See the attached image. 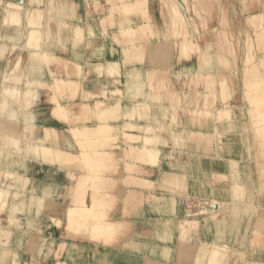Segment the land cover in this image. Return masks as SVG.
Instances as JSON below:
<instances>
[{
  "label": "crops",
  "instance_id": "1",
  "mask_svg": "<svg viewBox=\"0 0 264 264\" xmlns=\"http://www.w3.org/2000/svg\"><path fill=\"white\" fill-rule=\"evenodd\" d=\"M6 1L9 0H4L3 5H5ZM12 1L20 2L25 7L32 4L31 0ZM68 1H73L78 6L74 11L67 13L54 12L53 15L51 14L52 17L49 20L51 31L50 43L47 48L48 52L58 55L63 59H71L85 65L86 68L81 77L72 75L71 78L80 81L86 92H92L96 94V97H102L100 91L103 87H106L109 92L110 89L119 87L123 89V95L127 99L139 97L145 99L144 94L146 93L147 95L149 89L146 86L147 80L144 77L142 80H138V85L133 84L129 87L130 81H127L125 70H122L120 81L117 82L115 80L116 76L109 77L106 73L99 74L91 65V63L93 64L92 61L96 60L119 58L122 61L124 58L123 48L126 45L112 37L115 28L107 24L106 27L108 26V28L105 29L100 23V17H102L105 8L111 5V2L108 0ZM220 1L223 3L222 5H227L225 15L228 22L232 25V27H230L231 25L227 26V34L235 42V37L238 38V34L244 32L243 28H240L239 25L244 24L245 16H242L239 8V11L234 9L233 1L235 2V0H229L226 4L225 0ZM249 1L252 7L255 6L252 3L253 1ZM35 4L39 6L42 5V2H35ZM154 4L155 15L159 16L158 1L155 0ZM5 16L6 13L3 6H0V92L4 83L3 77L12 68H20V71L17 70L16 73L22 75L24 80L38 78L39 80L47 81L50 78L49 69H52L54 72H64L63 74L66 76L67 72L65 69L53 63L47 65L41 62L43 64L41 67H43L42 70H44L45 74L37 75L36 72L32 71V67L26 58L32 51H37L38 47L31 48L26 44V34L30 22L26 19L25 15H23L20 23H13L11 20L7 22ZM217 16L218 11L212 19V21L215 20L214 24L218 19L222 18H217ZM132 19V23L135 24L140 21L138 16H132ZM239 19L243 20V23H240ZM62 20L82 25L84 40L76 42L72 39L71 35H66L61 31L58 23ZM44 21L45 19L42 18L40 24ZM91 21L94 23H90ZM90 25L92 26L90 27ZM213 25L211 23V27ZM35 28L41 29L40 25ZM64 35L66 37H63ZM156 38L151 35L149 36V34L145 35L141 42L146 48L142 61L137 60L135 63L126 65L125 68L130 70L133 67L140 69L164 67L170 70L171 77L175 83L177 99L180 96L181 100L180 102L176 101L177 106H179L178 123L172 124V126L182 134L184 140L180 144H176L168 135L167 140L161 142L160 148L166 151L167 148L174 147L178 150L177 156L173 159L172 164L165 163L162 166H154L151 163L142 162L135 157L124 158L121 155V147L125 146L126 143L124 142V138L121 137L120 143H118L119 146L114 148L116 156L118 155L117 157L120 159L115 160L114 163H109L107 166L109 169L105 174L101 175L103 172L100 173L101 182L99 186L102 189L100 188L99 194H109L113 198H110L101 208H104L106 218L122 221L126 225L125 231L109 243L92 239L90 233L86 231L84 233H77L75 231L71 233L65 221H62L61 225H58V220L65 219V213L72 204L71 195L73 188L70 187L72 185L74 187L75 179L80 174L87 173V171H83L82 169L76 170L74 167L72 169L74 176L70 177L67 173L68 171H65V169L61 171L58 169L60 166L57 164H53L47 169L40 161L32 162L31 167L22 169V171L30 173L29 178L31 179L26 184L25 191L19 190L16 184L8 189L12 194L23 195L24 203L19 206L17 211L16 207L18 204L6 203L1 208L2 212L0 214L3 220V227L12 229L14 230L13 233H15L7 241L8 243L5 240L2 241L6 242L8 248L18 252L21 263L34 261L35 264H56L57 261L62 260L68 264H153L148 261L150 258H153L158 264H196L199 246L204 242L231 246L232 250L228 255L229 261L227 260V264H237L235 261H244L245 259H254L255 261L264 263V232H262L264 228L260 227L261 232L260 230L258 232L255 227L259 219L264 220V191L262 189L264 181L262 177L264 173V156L261 155L259 139L253 137L250 133H246L243 129L242 121L245 118L243 115L245 112L250 114L248 110H244L247 108L246 97L243 96L241 98V95L237 93L233 98L231 97L228 100V106L232 105L229 107L231 110L228 119L223 117L221 121L219 120L217 101L209 103L210 107L208 108L207 106L208 112L203 111L206 100L205 98H201L202 96L199 98L196 95L198 87L197 89H188V93H185L182 88L183 86L174 78L178 69H181L182 75L189 71H203V61L198 57L197 53L189 60L180 61L175 55L176 47L174 46H168L164 51V55L166 56L163 55L162 59H158V61L155 58L158 50V46L154 42ZM212 42L211 46L214 48V41ZM204 45L206 44L201 42V46L203 47ZM13 46L20 49L12 52ZM243 50L241 48L238 49V56L240 58L244 55ZM19 56H22L23 62H21L20 67H16V60L19 59ZM208 56L214 60L212 54ZM154 58L156 61H153ZM229 82L231 87H233L232 79ZM142 83L144 84L143 91L139 90V84ZM36 86L39 91V102L33 106L32 115L28 112H19L15 109L17 115H19V122L7 125L14 127L15 125L13 124H17L15 129L11 127L17 132L15 133L11 128L8 130L6 125L2 126V119H0L1 134L20 135L25 143L27 142V138L25 137L24 126L28 124L27 122L32 121L33 124L39 126L42 125L44 120L45 124L64 132L71 127V123L64 118L60 119L52 115L49 110L48 93H45L42 85L37 84ZM198 86L200 89L203 88L201 84ZM99 92L100 94H97ZM70 98V96H64L61 99L67 103L66 101L72 100ZM81 98L82 90L76 101ZM241 99L244 107H236L235 105L240 104L239 100ZM111 102H114V100L112 99ZM162 103L169 104L170 97H167L165 94ZM220 104L222 106L221 101ZM3 115L0 113V117L6 119L7 117ZM24 115L25 117H23ZM162 118L164 121L163 125L169 127V123L171 122L170 112L169 119H166L167 117L165 116ZM122 120V118H119L113 120L112 123L116 124ZM132 121L142 125L150 122L138 118L132 119ZM155 125L157 126L158 124L155 123ZM133 132L140 134L141 130L133 129ZM240 132H243V134L241 135ZM60 142L63 145L65 140L61 138ZM70 150L77 152L79 149L76 145H73ZM28 158H30V154H25L24 159ZM234 161L238 163V175L241 176V181L246 185L240 192L242 197L234 198L238 201V204L235 206L231 204V201L234 200L232 197V185L235 180L232 168ZM126 180L129 183H125ZM203 181L206 182L204 189L201 186ZM1 182H7L9 185L12 180L4 177L1 178ZM46 183L52 186L50 187L49 185L50 188L48 189L44 187ZM147 183H152V187L146 185ZM51 188L52 191L50 192ZM92 193L93 191L90 189L85 192L87 204L93 203ZM173 193L176 197L179 196V198L183 195L182 193H186L194 199L209 197L210 199L215 198L219 201V204L214 205V208H217L216 214L201 217L199 219V226L192 232L195 234V237H193V243L195 244L194 251H190L187 244L184 245V242H188L189 237L182 239L177 225L178 222H175L184 217L185 211L188 208L190 209V204H187L188 202L182 199V201H185L183 202L185 203L184 212H182L180 201L176 205L173 201H169ZM251 196L253 197L252 203L250 202ZM126 200L128 201L127 203ZM220 201L224 202L222 207H220ZM247 205L256 207L254 208L257 211L256 215L249 216L246 213ZM235 208L237 209L236 215H234ZM260 208L263 209L261 210ZM11 211L18 212L16 215H19V217L29 216L35 218L38 225L33 229L27 227L24 222L20 223L22 224L20 226L13 225V221H9ZM232 216L239 217L237 222L232 219ZM168 219L173 220L172 229L169 232L159 231L157 222ZM130 240L140 241L145 246L143 249H131L127 245ZM154 244L160 245L159 247H167L168 252L165 253L166 255H163L160 251L161 248H157L156 253L152 252ZM241 252L244 253L242 256L245 259L236 258L238 256L237 253ZM7 264L12 263L9 262Z\"/></svg>",
  "mask_w": 264,
  "mask_h": 264
},
{
  "label": "bare ground",
  "instance_id": "2",
  "mask_svg": "<svg viewBox=\"0 0 264 264\" xmlns=\"http://www.w3.org/2000/svg\"><path fill=\"white\" fill-rule=\"evenodd\" d=\"M157 1H158V7L161 10L159 16L155 15V8H154L155 0H118L117 2L111 1L112 2L110 3L111 5L109 7H106L105 11L103 10L104 13L102 14V17H100L101 18L100 23L102 26L105 27V29L108 28V26L106 27L107 24H109L110 27L115 28L113 30L112 37L114 39H117V41H120V43L122 42L124 45H126L123 48L124 58L122 61L119 58H109V59H101V60L92 61L93 64L91 63V65L93 66V69L96 72H98L99 74L106 73L109 77L116 76L115 80L117 82L120 81L122 70H125V73H126L125 75L127 77L129 76V74L131 75V77L133 76L131 81L127 79V81H130L132 85L133 84L138 85L137 84L138 80H142L144 77V79L147 80L146 86H148V89H149L148 94L147 95L146 93L144 94L145 99L144 98L142 99V97L135 98V99H127L126 96L123 95L124 94L123 89L119 87L110 89V92L109 90H107V88H102L100 91L102 94V97H96L94 99H91L89 102H83L80 105L81 109L79 111V115L82 116V118L87 119L89 121L83 124L71 125V127L68 128L67 135H65V144L63 142L64 147H62L63 145L60 142V139H61L60 137H62V134H61L62 130H59L50 125L45 124L44 120H43L42 125H39L41 128L37 126L36 124H33L32 121L27 122L28 124L24 126L25 127V137L27 138V142L25 143L23 142L20 135L15 136L14 134L10 135L8 133L7 134L0 133V182H1V178H4V177H7L8 179L12 180L11 184L13 183L14 179H16L17 188H19V190H23V192L25 191L26 184L31 179L29 178L30 173L24 172L22 171V169L31 167L30 165L32 162L40 161V163L45 165L47 169L50 168L53 164H57L60 166L58 167V169H60L61 171L65 169V171H68L67 173L71 177L74 176V171L72 170L74 167L76 170L89 168V170H87V173L80 174L78 178L75 179V186L73 188V192L71 195L72 204L69 206V208L66 211L65 219L60 220V221L58 220V223L61 224L62 221H65L67 222L66 225H69L67 227L69 228L74 227V230L77 233L78 232L84 233L86 231L90 233L91 238L96 241H103V242L109 243L113 241L116 237H118V235L124 232L126 229V225L122 221H115V220H111L109 218L104 217L105 211L103 210L104 208L103 209L101 208L103 207V205H105L106 202L109 201L110 198L111 199L113 198H112V195H109V194H103V195L99 194V191L102 189V187L99 186L101 179H98L100 175L99 172L101 171L100 169H102V167H107L109 163H114L115 160L117 161L120 159L119 157H117L118 155L116 156L115 149L108 147L109 141L112 142V140H116L120 137V135L122 136L124 134L125 135L124 137L126 138V145L121 147V151H122L121 155L124 158L135 157L137 159H140V161L142 162L151 163L154 166L155 165L162 166L165 163L169 165L172 164L174 153L178 152V150H174V147H169L167 148L166 151H163L159 145V143L163 140L160 137L157 138L153 135L155 131L170 128L171 132L173 133L172 137H175V134L176 133L179 134L180 132L172 126V123H171L172 121L169 123L170 124V126L168 125L169 127L159 123L158 119H155V123L158 124L157 126L156 125L154 126V123L152 122H149V123L146 122L145 123L146 125L145 124L142 125V124H139L138 122L132 121V119H137V118L143 120L142 118L143 115L140 114V111L138 109L139 104H140L139 102H141L142 100H145L142 103L143 106H146L147 104L152 107H156L160 105V107H162L161 112L164 108L168 109L169 107L171 109V112H170L171 116H172L173 110H174V113L176 111L179 112V106L173 103L174 99L176 98L174 96L176 89L171 88L175 84L171 77L170 70L168 68L150 67L147 69H140L137 67H133L130 70L125 68L126 65H128V63L131 62L130 56H132V53L136 51V47L138 48V50L140 48L138 47L139 41L137 39L139 38H137V36H139L140 33H147L148 28H150V30L152 31L151 33H153L152 36H154L155 38L157 37L154 40L155 44L158 46L157 56H155V58H157L156 60L162 59L164 55V51L168 48V46H174L176 47L175 55L181 61V60L191 59L192 56L196 53L198 57L199 56L201 57L202 55L207 56L208 51H209V54H213L212 51L206 50L204 48L205 46L204 47L201 46V42L203 41H197V42L191 41L190 37H193L195 35L194 34L195 31L194 32L192 31L194 27L197 29L198 31L197 33L201 34L202 37L204 36L203 34H207L209 32L214 34L215 32H217L219 34L217 37L220 38L221 37L220 33H222V29L224 26V25L221 26L220 24L216 23L211 27L212 20L210 19L201 21V19L205 18L209 14V12L211 11V8H213V6H211V2L213 0H210V1L202 0V2L200 3L201 10L199 7V12H198V15L200 16L199 17L200 21H198L199 26L195 25L194 27H192L193 23H191L189 19L193 18L194 21H196V17L190 14V18H186V21H185V29L188 30V33L183 34L184 36L182 35L183 36L182 37L180 35V28L182 29L183 26L181 27L179 26L180 21L176 18V15H178V11L180 10L181 11L184 9L185 11L187 10V8L185 7L189 5L190 0H157ZM31 2H32L31 5L25 7V5L20 2L18 3L16 1L9 0V1H6L5 5L3 6L4 7L3 9H4V12L6 13L5 17H6L7 22L11 20L13 23H20L23 15H25L26 19H28L30 22V26L26 34V38H27L26 44L27 46H30L31 48L38 47L37 51L35 52L32 51V53L26 58L32 67V71L36 72L37 75L45 74L44 70H42L43 67L41 66H43V64L50 65L51 64L50 62H54L57 60H63L67 63L72 61L74 63L73 68L77 67L78 71H76L75 69H72L74 72H77L74 74V73H70L71 69H68L66 76H65L63 74L64 72H60V71L54 72L52 69H49L48 70L49 77L51 79L49 78V80L47 81H42V80H39L38 78L37 79L28 78L24 80L23 79L24 77L22 75H18L16 73L17 70L20 71V68L19 69L12 68L10 71H8V73L5 74L3 77L4 83L2 85L1 92H0V113L2 115L4 114L3 115L4 117H7L6 119H3L0 117V119H2L1 124L2 126L6 125L8 130L9 128L13 126H8L7 124H11L13 122H19L18 121L19 115H17L15 109H17V111L19 112L22 111V112H28L29 114L32 113L33 106H35V104H37L39 101L38 100L39 91H38V88H36L37 84L42 85L44 89L47 90L50 94L51 92H57V91L62 92V91H67V90L78 92L80 89H83V86L80 83V81L72 79L71 76L76 75V76L81 77L83 75V72L86 66L78 61H73L71 59H63L59 57L58 55L50 54L47 50L49 43H50V31H51L49 20L51 19L53 13L54 12L67 13L69 11H74L77 8L78 4L74 3L73 1L69 2L68 0H31ZM35 2H38V3L42 2V5L36 6ZM0 3L3 4L4 0H0ZM242 3H243L242 4L243 8L240 11L242 12V16H245L244 22H246V24L245 23H244L245 25L241 24L240 28H243L244 35L246 37V39L244 37V41H243L244 46L246 44L247 37L249 38L248 35L250 34L251 31L255 33L254 30L258 31L256 34L257 40L255 39L256 37L254 34V37H255L254 43L257 41L256 44H258L259 46L257 47L255 44V47H254L255 49L252 48L253 47L251 46L252 39L250 41L251 43L248 40L247 48H249V45H250L253 50L252 49L248 50L249 53L247 52V56H245L241 60L242 66H238L239 68L237 67V65L240 64V61L236 62L235 60L233 63L229 64V71H230V75L232 74L235 77H238L239 79L242 77L243 83L246 82L247 80L249 81L252 80L250 82L247 81V83H244L245 85L247 84L246 85L247 87L249 86V90L245 88L249 92H244V93L245 94L250 93L249 96L247 94L248 97L246 95L245 97L249 98L251 96L249 98L251 100H249V103L248 102L247 103H248V108L254 111L253 113H251L250 111L249 112L250 114L245 112L244 114L245 120H243V125H246V127L244 128L246 132L253 133L252 134L254 135L253 137L255 136L256 138L258 137L259 142H260L259 145L261 146V155L264 156V0H255V2H253L255 6L253 7L250 2L248 4L245 2H242ZM132 16H138L139 18L145 17V19L142 20L141 18V22H139V24L129 23L130 21L129 18H132ZM214 16H215V13L213 17ZM41 17L45 19V21L42 22V24H40V20L42 19ZM217 18H219V14ZM250 21L253 23H251ZM239 22L243 23V20H240ZM90 23H94V22L91 21ZM146 23L147 25H145ZM58 24H59V29L61 31L64 29V31L70 32L68 34L72 35L74 41L79 42V41L84 40V36H83L84 29L82 25L73 24V23H70L64 20L60 21ZM226 24L228 25H225V26H229L230 23L228 22ZM38 25H40V28L42 30L38 28L39 29L38 31V29L35 28V27H38ZM91 26L92 25H90V27ZM123 32H126L125 37L126 35L129 34L131 35V37L134 36L136 38L130 37V40H127V39L124 40L121 38L122 35L124 34ZM181 32L183 31L181 30ZM238 35H240V33ZM238 39L239 38H237V41ZM223 40H225L224 36H223ZM125 41H128L129 43H126ZM208 42L211 43L212 40L210 39ZM12 48H13L12 52L14 50L20 49L16 46H13ZM218 52H220V49ZM22 56H19L18 57L19 59L16 60V63H17L15 65L16 67L17 66L20 67L21 62H23ZM155 58L153 59V61H156ZM218 58L219 60H223V54L221 52ZM206 62L207 61H205V63ZM224 62L222 61V63ZM246 63H249V66H245L247 65ZM225 64L227 65V61ZM245 67H248V68H245ZM211 68L212 70L209 69L210 71L208 72H206L205 69H203V71L205 72L189 71V72H186L184 75L181 74L182 72L181 70H180L181 72L178 71L177 74L181 76V80L179 83L181 84V86H183L182 88L184 92L188 93V89L190 90L192 88L197 89L198 87L196 92H200L202 94L209 93L213 95L214 93L212 89L202 88L203 89L202 90L200 89L199 86H197L195 82V80L201 81V78L203 77L207 78V77H212L218 74H222L221 65L218 66L217 64L214 63V65ZM58 73H61V74H58ZM246 73L248 74L246 75ZM245 78L247 79L244 81ZM243 83L242 85L244 86ZM160 85L163 87L165 86V90H168L171 88L169 94L165 92V94L172 99L171 104L169 103L166 105L162 103L163 101L160 103H157L152 100L153 98L151 96L152 89L155 91V88L159 87ZM143 87H144L143 83L139 84V90L143 91L142 89ZM216 87H219V86H216ZM220 88H221V85H220ZM245 89H243V91ZM190 90H189V93H190ZM223 90H226V89L224 88ZM235 90H237V87H235ZM215 92L217 93V89ZM75 97L76 96H73V98ZM112 99L114 100V102H111ZM48 100L50 102L49 110L54 117L60 118L64 116V118H68L69 116L68 114L70 111L69 102L66 101L67 102L66 104L62 103L61 100H58L52 94L50 95ZM207 106L208 104L206 103L203 111L206 112L208 110ZM235 106L239 108L240 107L243 108L244 104L240 102V104L235 105ZM12 109L14 110L11 111ZM223 109H220L218 107L219 115L223 113L221 111ZM75 115L77 116L78 114H75ZM94 116H100L101 121L95 122L92 119L90 120V118L91 117L94 118ZM161 116H162L161 114H157V113L150 115V117L152 118H159V119ZM23 117H25V115ZM224 117H227V116H224ZM119 118H122L123 120L119 121L116 124L112 123L113 120H116ZM174 119L175 118H173V120ZM13 125H15L13 129H15L17 124H13ZM254 125H255V128H254ZM121 126H122L123 132L121 130ZM133 127H138L141 130V132L145 130L146 135L144 134L142 135L138 133L136 134L133 131H129V129H134ZM13 131L15 133L17 132L16 130H13ZM147 131H149L150 133L148 134ZM240 133L242 135L243 132H240ZM140 138H141V141H139ZM73 145H76L79 149V151H77L76 153H71L69 150L71 147H73ZM97 146H100L101 148H98ZM25 154H32V156L25 160L24 159ZM69 161H75L76 164L73 166H69L68 165ZM7 165L9 166L6 167ZM232 168H233L234 178H235L233 185H232V189H233L232 197L234 199L236 197L237 198L242 197V195H240V192L242 191V189L246 187V185L241 181L242 180L241 176L238 175V170H237L238 163L236 161L233 162ZM133 170H136V169H133ZM263 172H264V168H263ZM262 177L264 178V173L262 174ZM90 179H92L91 186H93L94 188L93 193H92L93 203L87 204L85 200V191H86V188L90 185L88 182ZM95 181H98V184ZM2 183L4 184V182ZM3 184L0 185L2 186L0 187V197H9V198H7V200H2L3 198L0 199V214H1V208L3 207V205L9 202H11L14 205L18 204V206L16 207V211H17L19 209V206L24 203V201H22L23 198L17 201V199L12 196V193L10 194L4 193V191H6V188H4ZM49 185L50 187L52 186L51 184L46 183L44 187H47L49 189L50 188ZM146 185H148L149 187H152L153 184L147 183ZM205 185H206V182L203 181L201 185L203 189ZM262 189L264 191V181H263ZM51 191H52V188L50 192ZM20 196L23 197V195H20ZM170 197L171 198L169 200L173 201L175 205H176L175 200H177V203H179L180 201L181 203L180 206L182 209V207L184 206V203H183L184 201H182V199H185L186 197H188V195H185L183 198L178 199V197H176L173 193V195ZM263 198H264V192H263ZM212 200H213L212 208H214V205L219 204V201L218 199H215V198H213ZM236 200L237 199H234L231 201V204H233V206L238 204V201ZM252 201H253V197L251 196L250 202L252 203ZM127 202L128 201L126 200V203ZM223 205H224V202L220 201V207H222ZM248 208L252 210H249ZM254 208L256 207L253 205H249V206L247 205L246 213L249 216L251 215L253 216L254 214L256 215L257 211L254 210ZM203 209H206V206ZM260 209L262 210L263 208H260ZM216 210L217 208L216 209L214 208L210 215L216 214L217 212ZM236 210L237 209L235 208L234 215L237 214ZM183 211L184 210L182 209V212ZM188 213L189 212L186 211L184 214L185 217H182L180 220H178L180 224V228H181L179 231H180V235L182 239L189 237L188 239L189 243L184 242V245L187 244L188 245L187 247H189L190 251H194L195 244L193 243L194 242L193 239L192 238L190 239V237L191 236L195 237V234L192 233L193 232L192 229H189V224L191 222L193 223L195 221H198L200 218L197 219V216H194V217L192 216L190 217V219H187V217L190 216ZM16 214H18V212L15 213L14 211H11V215L9 217V221H13V225L20 226L22 225L20 223L24 222L27 227L32 228V229L38 225V222L35 218H31L29 216L19 217V215L17 216ZM238 218L239 217L237 216H232V219L234 221L236 220V222ZM87 222L88 223L91 222V225H89ZM257 222H258L257 226L255 225V227L257 228L259 232L260 227L264 228V220L259 219ZM157 223H158L157 228L159 231L169 232L173 227V220L171 219H168L162 222H157ZM192 223L191 225H194ZM13 231L14 230L12 229L3 227V220L0 215V264H7L9 262H11L12 264H23L19 260L20 256L18 252L6 246V242L11 239L13 234H15L13 233ZM2 240H5L6 242ZM139 242L140 241H137V240H130L128 244L129 245L134 244V247H130V248L143 249V247L140 244L141 242L140 243ZM155 245L157 244H154V246ZM158 246L160 245H157V247ZM161 247L163 248L164 246H161ZM163 249H167V247L166 248L164 247ZM231 250H232L231 246H228L226 244H216V243H210V242L201 243L198 249L199 253L201 252V254L197 252L198 254L196 255L197 256L196 264H227L229 261L228 255L229 253H231ZM152 252L156 253V251H152ZM243 254H244L243 252L237 253L238 256L236 258L245 259V257L242 256ZM148 261L153 264H158V262L155 261L153 258L152 259L150 258ZM33 262L27 261L24 264H35ZM235 262H237V264H264L263 262H259L257 260L255 261L254 259L252 260L245 259L244 261L241 260V261H235ZM56 264H68V263L66 261L59 260L57 261Z\"/></svg>",
  "mask_w": 264,
  "mask_h": 264
},
{
  "label": "rangeland",
  "instance_id": "3",
  "mask_svg": "<svg viewBox=\"0 0 264 264\" xmlns=\"http://www.w3.org/2000/svg\"><path fill=\"white\" fill-rule=\"evenodd\" d=\"M108 1H112V2H117L118 0H108ZM210 1V0H209ZM218 1H219V3H220V0H213L212 2H211V6H213V8H211V11L209 12V14L205 17V18H203V19H201V21H205V20H212L213 19V15H214V13H215V15H216V12L218 11V14H219V18L220 17H222L221 19H219V20H217V22L216 23H218V24H220L221 26L222 25H224L223 26V29H222V33H220V38H218L217 36L219 35L217 32H215L214 34H212V33H207V34H203L204 36L202 37V35L201 34H198L197 32V29L194 27L195 25L197 26H199V23H198V21H200L199 20V15H198V12H199V7H200V10H201V2H202V0H190V3H189V5H187L185 8H187V10L185 11V9L184 10H180V11H178V15H176V18L180 21H178L176 18V20L179 22V26L181 27V26H183L182 27V29L180 28V35L182 36L183 34H187L188 33V30H186L185 29V21H186V18H190V14H192V15H194L195 17H196V21H194V19L193 18H190L189 19V21L191 22V23H193V25H192V27H194L193 29H192V31L194 32V34L196 33V35H194L193 37H190V39H191V41H195V42H197V41H203V43L204 44H206V45H204L203 47L206 49V50H210V51H212V55H213V58H214V60H212V59H210V56H208L209 55V51H208V55L206 56V55H202L201 57H200V59L203 61V67L204 68H202V70L203 69H207L208 71H210V70H212V66L214 65V63L215 64H217L218 66H220L221 65V70H222V74H218V75H215V76H212V77H207V78H201V81L199 80H195V82H196V84H197V86L198 85H203L202 87L203 88H205V89H212L213 90V95H211V94H209V93H207V94H202V93H200V92H196V95L200 98V96H202L201 98H205V100H206V103L208 104V108L210 107L209 106V103H211V102H216L217 101V103L216 104H218V106H217V109H218V107L220 108V109H223V110H225V111H223V110H221L223 113H221L219 116L221 117H219L220 119V121L222 120V118L224 117V116H227L226 118L228 119V117H230L229 116V113H230V108L229 107H231V106H228L229 105V102H228V100L229 99H231V97L233 98L234 97V95H236L237 93H239L240 95H241V98L244 96L245 97V95L247 96V94H248V96H249V94L250 93H244V92H249L248 90H249V86L247 87L244 83H247V81H249V80H247L246 82H242L243 81V79H242V77L239 79L238 77H235L234 75H230V71H229V64H231V63H233L235 60H236V62L237 61H240V64H238L237 65V67L238 66H242V63H241V60L245 57V56H247V52L249 53V49H252V48H254L255 47V44L257 43V41L254 43V41H255V39L257 40V36H256V34H257V30H254V32L255 33H253V31H251L250 32V34L248 35L249 36V38L247 37V41H246V44H245V46H244V37H245V35H244V32H240V35H238L239 37V39H238V41H237V38L235 37V42L233 41V40H231L230 39V36L227 34V26H225V25H228V24H226V23H228L227 22V17H226V15H225V12H226V7H227V5H222L223 3H218ZM228 1L229 0H225V4L226 3H228ZM251 1H253V2H255V0H251ZM111 2V3H112ZM242 2H245V3H249L250 1L249 0H235V2L233 1V7H234V9L236 10V11H239V10H242ZM252 2V3H253ZM219 4V6H218V4ZM251 3V2H250ZM0 6H4L2 3H0ZM4 8V7H3ZM238 8H239V10H238ZM214 10V11H213ZM160 12H161V10H160ZM180 12V13H179ZM184 16H183V15ZM180 15H181V17H180ZM188 15V16H187ZM139 16V15H138ZM185 17V18H183V17ZM205 16V15H204ZM180 19H179V18ZM141 18H142V20H144L145 19V17L143 18V17H140L139 19H140V21L139 22H141ZM182 18V19H181ZM129 23H132L133 22V20H132V18H129ZM183 21V23H182V21ZM241 19H239V21H240ZM146 22V21H145ZM195 22V23H194ZM214 22H215V20H213L212 21V25L214 24ZM220 22V23H219ZM251 22V21H250ZM181 23V24H180ZM215 23V24H216ZM241 23V22H240ZM245 24H246V22H244ZM251 23H253V22H251ZM135 24V23H134ZM137 24H139V23H137ZM184 24V25H183ZM145 25H147V23L145 24ZM231 24H229V26H230ZM161 27H162V25H161ZM231 27H232V25H231ZM239 27H241V25H239ZM181 30L183 31V32H181ZM66 35H68V33H70L69 31H64V29L62 30ZM224 31V32H223ZM152 31L150 30V28H148V32L147 33H140V35L139 36H137V38H139V39H137L138 41H139V46L138 47H140L139 48V50H138V48L136 47V51H134L133 53H132V56H130V60H131V64L132 63H135V61H137V60H140V61H142V57L144 56V54H145V52H146V48L144 47V45L141 43L142 42V40H143V38L145 37V35H148V33H149V36L151 35H153V33H151ZM124 34L122 35V39H127V40H130V37H131V35H126V37H125V34H126V32H123ZM254 34H255V37H254ZM66 35H64L63 37H66ZM184 36V35H183ZM182 36V37H183ZM223 36H224V39L225 40H223ZM71 37H72V35H71ZM154 37V36H153ZM251 37V38H250ZM131 38H136V37H134V36H132ZM196 38V39H195ZM207 40H206V39ZM242 38V39H241ZM255 38V39H254ZM72 39H73V37H72ZM212 40V41H214V48L211 46V43L210 42H208L209 40ZM245 39H246V37H245ZM251 39H252V44H251V46H253L252 48H251V46L249 45V48H247L248 46V40H249V42L251 41ZM74 40V39H73ZM227 40V41H226ZM237 41V42H236ZM126 43H129L128 41H125ZM239 42V43H238ZM242 43V44H241ZM251 43V42H250ZM239 44V45H238ZM234 45H235V48H234ZM241 45H242V47H243V49L245 50H243L244 51V53H246V54H244L243 55V57H239L238 55H239V53H238V49L239 48H241V50H242V47H241ZM239 48H238V47ZM256 46L258 47L259 45L258 44H256ZM223 47V48H222ZM213 48V49H212ZM215 48H216V50H215ZM219 49H220V52L223 54V60H219V58H218V56L220 55V52H218L219 51ZM229 49V50H228ZM246 49H247V51H246ZM255 49V48H254ZM232 50V51H231ZM253 50V49H252ZM16 51V50H15ZM234 51V52H233ZM136 52V53H135ZM233 53V54H232ZM241 55V54H240ZM228 56V57H227ZM203 57V58H202ZM133 60V61H132ZM159 61V60H158ZM205 61H207L206 63H205ZM210 63H209V62ZM222 61L224 62V63H222ZM226 61H227V65L225 64L226 63ZM51 64L53 63V64H57V65H59L61 68H63V69H65V71L67 72L68 71V69H71V72L70 73H77V72H74L72 69H75L76 71H78V68L77 67H74L73 68V62L72 61H70L69 63H67V62H65V61H63V60H57V61H54V62H50ZM130 63H128V65L130 64ZM211 63H213L212 65H211ZM247 65H245V66H249V63H246ZM204 65H206V66H204ZM223 65V66H222ZM225 68V69H224ZM239 68V67H238ZM245 68H248V67H245ZM244 68V69H245ZM210 69V70H209ZM241 69H243V68H241ZM181 70V69H180ZM179 69L176 71V73H175V77L174 78H176L175 80H177L178 82H180V80H181V76H179L178 74H177V72L178 71H180ZM206 71V70H205ZM205 71H203V72H205ZM208 71H206V72H208ZM247 72V71H246ZM58 74H61V73H58ZM248 73H246V75H247ZM228 75V76H227ZM246 75H244V76H246ZM242 76V75H241ZM243 76V77H244ZM127 77V76H126ZM230 77H232V78H230ZM133 78V76L131 77V75L129 74V76L127 77V79L128 80H130L131 81V79ZM231 80L232 79V84H233V87H231V85H230V82H229V80ZM247 78H245L244 79V81L246 80ZM177 81H176V83H177ZM224 81V82H223ZM228 81V82H227ZM250 81H252V80H250ZM249 81V82H250ZM242 83L244 84V86L242 85ZM175 84V83H174ZM216 84V85H215ZM220 85H221V88H220ZM223 85H224V87H223ZM129 86H132V84L130 83V85ZM216 86H219V87H216ZM228 86V87H227ZM235 87H237V90H235ZM104 88V87H103ZM106 88V87H105ZM158 88V89H157ZM157 88H155V91L152 89V92H151V96L153 97H151L153 100H155V101H157V102H162L163 101V99H164V95H165V92L166 93H170V90H171V88L172 89H174L175 88V86L173 85L170 89H168V90H165V86L163 87V86H159V87H157ZM226 89V90H223V89ZM245 88H247V89H245ZM216 89H217V93L215 92L216 91ZM243 89H245V90H247V91H243ZM45 90V89H44ZM81 90H82V98L81 99H79L78 101H76V98H79V96H80V93H81ZM176 91V90H175ZM244 94H243V93ZM45 93H48V95H49V97H50V95L51 94H53L58 100H61L62 101V103H65L61 98H63L64 96H70L71 98L70 99H72L71 101L72 102H70V101H67V102H69L70 104H69V116H68V118H64V116H62V117H60V119H62V118H64L66 121H68L69 123H71V125H76V124H83V123H85V122H87V121H89V120H87V119H84V118H82V116H80L79 115V111H80V105L83 103V102H89L91 99H94L96 96V94H94V93H92V92H86V89L83 87V89H80L78 92H74V91H69V90H67V91H57V92H51V94L47 91V90H45ZM67 93H70V94H67ZM76 93V94H75ZM98 94H100V93H98ZM201 94V95H200ZM102 95V94H101ZM157 95H158V97H157ZM216 97H215V96ZM73 96H76L75 98H73ZM176 98L174 99V101H173V103H175L176 104V101L177 102H180L181 100H180V96H178V99H177V92H175V95H174ZM214 96V97H213ZM247 96V97H248ZM100 97V96H99ZM157 97V98H156ZM167 97H169V96H167ZM251 97V96H250ZM249 97V98H250ZM67 98V97H66ZM185 98V97H184ZM198 98V99H199ZM249 98H245V99H247V101H246V103L248 102L249 103V100H251V99H249ZM171 98H170V104H171ZM213 100V101H212ZM145 100H142L141 102H139L140 104H141V106H140V104H139V107H138V109H139V111H140V114H142L143 115V119H145V120H148V121H150V122H152V123H154L155 124V119H158L159 120V123H161V124H163L164 123V121H163V118L162 117H167L166 119H169L168 117H169V112H171V109L168 107V109H163L162 110V112H161V108L162 107H160V105H158V106H156V107H152V106H149L148 104L146 105V106H143V102H144ZM220 101H221V103H222V106H220L221 104H220ZM240 102H242V99L241 100H239ZM39 102V101H38ZM48 102H49V100H48ZM243 103V102H242ZM248 103H247V108H246V110H248L249 108H248ZM66 104V103H65ZM244 104V103H243ZM145 105V104H144ZM49 106H50V102H49ZM103 108V107H102ZM240 108H242V107H240ZM209 110V109H208ZM207 110V111H208ZM245 110V109H244ZM245 110V111H246ZM169 111V112H168ZM176 111V110H175ZM206 111V112H207ZM243 111V110H242ZM251 111V113H253V111H252V109L250 110H248V112H250ZM168 112V113H167ZM203 112V111H202ZM161 114L162 116L160 117V119L159 118H152V117H150V115L151 114ZM226 113H228V114H225ZM75 114H78L77 116L75 115ZM173 116V117H172ZM172 116L170 115V120L172 121L171 123L172 124H175V123H178V118H179V112H175L174 113V110L172 111ZM244 116V115H243ZM173 118H175L174 120H173ZM71 119V120H70ZM94 120L95 122H98V121H101V117L100 116H94V118L93 117H91L90 118V120ZM243 120H245V118L243 119ZM149 123V122H148ZM242 124H243V121H242ZM243 127L245 128L246 127V125H243ZM134 129H139L138 127H133ZM243 128V129H244ZM254 128H255V125H254ZM140 130V129H139ZM129 131H133V129H129ZM62 133V137H60V138H63V140H65V135H67V131H61ZM246 132V131H245ZM147 133L149 134L150 132L149 131H147ZM246 133H250V132H246ZM137 134V133H136ZM140 134H144V135H146V131L145 130H143ZM172 132H171V129L170 128H167V129H162V130H158V131H155L154 133H153V135L155 136V137H157V138H161L162 140H167V137H168V135L170 136V138L176 143V144H180V142L181 141H183L184 140V138H183V136H182V134L181 133H176L175 134V137H172ZM243 134V133H242ZM251 135L253 134V133H250ZM123 136V138H124V142L126 143V138L124 137L125 135L123 134L122 135ZM121 135H120V137L118 138V139H116V140H112V142L111 141H109V146L108 147H111V148H115L117 145H119L118 143H120V140H121V137H122ZM149 136V135H148ZM180 136V137H179ZM254 136V135H253ZM256 137V136H255ZM258 138V137H257ZM128 140H130V139H128ZM139 141H141V138H140V140ZM146 142V141H145ZM161 142H163V141H161ZM161 142L159 143V145L161 144ZM65 144V143H64ZM62 147H64V146H62ZM98 148H101L100 146H97ZM96 147V148H97ZM70 150V149H69ZM174 150H177L176 148H174ZM79 151V150H78ZM70 152L71 153H76V152H74V151H72V150H70ZM32 156V154H30V157ZM177 156V152H175L174 153V157H173V159H175V157ZM70 160V159H69ZM68 163V162H67ZM76 163H75V161H69V163H68V165L69 166H73V165H75ZM109 168H107V167H102V169H100L101 171L99 172V174L101 173V172H103V173H101V175L102 174H105L106 172H107V170H108ZM83 171L84 170H89V168H87V169H82ZM94 173H95V171H94ZM91 174V173H90ZM70 176V175H69ZM71 177V176H70ZM98 179H100V175H99V177H98ZM92 179H90L88 182H89V186L86 188V191L85 192H87L89 189L90 190H94V188H93V186H91L92 185V181H91ZM16 182H17V180L16 179H14V182L11 184V182L9 183V185H8V183L7 182H4V184L2 183V182H0V185H4V188H6V191H4V193H7V194H10L11 193V191L10 190H8L9 188H11V187H13V185H15L16 184ZM97 184H98V181H95ZM129 183V181H125V183ZM23 183V182H22ZM97 186V185H96ZM70 188H74L73 187V185L70 187ZM183 195L179 198V196H178V199H181V198H183L185 195H187L186 193H182ZM132 195V194H131ZM12 196L14 197V198H16L17 199V201H19L21 198H23V197H21L20 195H18V194H12ZM3 198V199H2ZM5 198V199H4ZM7 198H9V197H0V199H2V200H7ZM196 198V197H195ZM185 200L188 202L187 204H190L189 206H190V209L188 208L186 211H188L189 213V217H187V219H190V217H194V216H197V219L198 218H201V217H205V216H208V215H210L211 214V212H212V210L214 209V208H212L213 207V205H212V203H213V200L212 199H210L209 197H200V198H196V199H194L193 197H191L190 195H188V197H186L185 198ZM22 201H24V200H22ZM170 201V200H169ZM204 201V202H203ZM185 202V201H184ZM175 203H177V200H175ZM201 203H202V205H201ZM185 204V203H184ZM233 205V204H232ZM206 206V209H203L204 207ZM182 209L184 210V206L182 207ZM185 211V212H186ZM2 212V211H1ZM184 212V211H183ZM65 215H66V213H65ZM104 217H106V212H104ZM185 217V216H184ZM81 220V219H80ZM178 220H180V219H178ZM178 220H176V222H178ZM60 221V220H59ZM11 223V222H10ZM88 223V222H87ZM192 223V222H191ZM191 223L189 224V229H192L193 231L199 226V220L198 221H195V222H193L192 224H194V225H191ZM89 225H91V222H89L88 223ZM58 225H61V224H58ZM177 225H178V227H179V230L181 229L180 228V224H179V222L177 223ZM196 225V226H195ZM69 226V225H68ZM68 228V230L71 232V233H73L75 230H74V227H72V228H69V227H67ZM32 229V228H31ZM76 229V228H75ZM76 232V231H75ZM79 233V232H78ZM189 235V234H188ZM193 235V234H192ZM193 237L194 236H191L190 237V239L192 238L193 239ZM140 243V242H139ZM141 244V246L142 247H144L145 245L141 242L140 243ZM128 246H130V247H134V244H128ZM165 247V246H164ZM163 247V248H164ZM157 248H161V252L163 253V255H166L165 253H167L168 252V249H163L162 247H157V245H155L154 246V250H152V251H156L157 252ZM166 248V247H165ZM131 249H133V248H131ZM160 252V253H161ZM33 262V261H32ZM34 263V262H33Z\"/></svg>",
  "mask_w": 264,
  "mask_h": 264
}]
</instances>
